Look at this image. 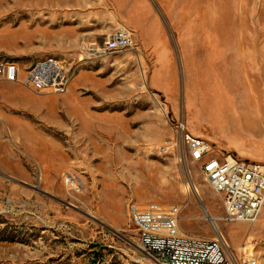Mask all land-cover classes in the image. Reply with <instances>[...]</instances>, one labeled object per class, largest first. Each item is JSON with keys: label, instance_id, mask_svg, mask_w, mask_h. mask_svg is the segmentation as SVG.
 <instances>
[{"label": "rangeland", "instance_id": "374dc122", "mask_svg": "<svg viewBox=\"0 0 264 264\" xmlns=\"http://www.w3.org/2000/svg\"><path fill=\"white\" fill-rule=\"evenodd\" d=\"M120 27L136 46L98 54ZM46 57L68 92L0 83V264H156L131 219L151 207L264 264V209L226 220L181 129L264 162V0H3L0 59Z\"/></svg>", "mask_w": 264, "mask_h": 264}, {"label": "built area", "instance_id": "2783aa9c", "mask_svg": "<svg viewBox=\"0 0 264 264\" xmlns=\"http://www.w3.org/2000/svg\"><path fill=\"white\" fill-rule=\"evenodd\" d=\"M135 46L132 33L120 27L95 51L105 54ZM71 78L65 63L56 57L38 60L26 70L15 60L0 59V83L12 82L36 92L63 94L69 91ZM181 129L189 158L200 164L208 182L222 197L225 219L255 221L264 209V162L241 159L191 133L185 125ZM67 181L74 185L71 179ZM131 215L141 250L156 264H233L219 238L185 233L176 210L134 208ZM243 264H259V259L243 260Z\"/></svg>", "mask_w": 264, "mask_h": 264}, {"label": "bare ground", "instance_id": "6f19581e", "mask_svg": "<svg viewBox=\"0 0 264 264\" xmlns=\"http://www.w3.org/2000/svg\"><path fill=\"white\" fill-rule=\"evenodd\" d=\"M3 3V0H0V4H2ZM155 182V181H154Z\"/></svg>", "mask_w": 264, "mask_h": 264}]
</instances>
